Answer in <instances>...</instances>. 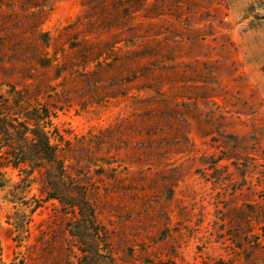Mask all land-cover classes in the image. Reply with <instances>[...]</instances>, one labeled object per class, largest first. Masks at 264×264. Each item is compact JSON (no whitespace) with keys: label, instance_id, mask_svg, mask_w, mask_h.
Here are the masks:
<instances>
[{"label":"rangeland","instance_id":"374dc122","mask_svg":"<svg viewBox=\"0 0 264 264\" xmlns=\"http://www.w3.org/2000/svg\"><path fill=\"white\" fill-rule=\"evenodd\" d=\"M0 123V264H264V0H0Z\"/></svg>","mask_w":264,"mask_h":264},{"label":"trees","instance_id":"16d2710c","mask_svg":"<svg viewBox=\"0 0 264 264\" xmlns=\"http://www.w3.org/2000/svg\"><path fill=\"white\" fill-rule=\"evenodd\" d=\"M3 124L4 123H0V133H2V131L4 130ZM33 125L35 126V129L32 130V128H30L29 123L26 120H23V124L21 125L22 131L20 132L21 133L20 135H22V138H23V143L30 144L32 147H34L36 153L40 156V158L54 163V165H56L57 167L55 173H53L52 175L47 176L45 173L41 174L43 178L41 179L42 184H43L42 185L43 189L46 190L47 188H50V187L52 189L59 188L61 189V194L67 196V198L70 197L72 198V200H74L76 194L80 191L78 190L73 191L72 184H70V186H68L69 185L68 183L66 185H60L61 188L58 185L59 181H63L64 178L70 180L71 177L70 175H68V172H67L68 165L64 164L65 157L61 156L60 150L58 149V143L56 142L52 143L50 141L49 131L44 129L47 126L46 121H42V123H35ZM2 146H9V145L7 143L4 144L0 142V149L2 148ZM16 160L18 162L15 161L13 163L14 166H16L19 162H21L20 157H17ZM23 162H24V159H23ZM37 167L43 168L44 170L47 169L43 165H37ZM1 176H2V173L0 172V177ZM2 182L3 181L0 179V186H2ZM48 185L49 187H47ZM53 198H57V197H53ZM58 199L60 200V197ZM73 206L74 205H72L71 208H73Z\"/></svg>","mask_w":264,"mask_h":264}]
</instances>
